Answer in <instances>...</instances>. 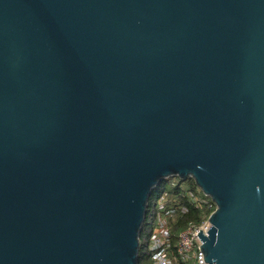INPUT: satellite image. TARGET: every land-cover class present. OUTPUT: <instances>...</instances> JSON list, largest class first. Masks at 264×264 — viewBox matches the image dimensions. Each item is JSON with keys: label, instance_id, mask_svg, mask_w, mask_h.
Instances as JSON below:
<instances>
[{"label": "water", "instance_id": "water-1", "mask_svg": "<svg viewBox=\"0 0 264 264\" xmlns=\"http://www.w3.org/2000/svg\"><path fill=\"white\" fill-rule=\"evenodd\" d=\"M171 177L264 264V0H0V264H139Z\"/></svg>", "mask_w": 264, "mask_h": 264}, {"label": "built area", "instance_id": "built-area-1", "mask_svg": "<svg viewBox=\"0 0 264 264\" xmlns=\"http://www.w3.org/2000/svg\"><path fill=\"white\" fill-rule=\"evenodd\" d=\"M185 194L191 203L207 213L203 216L201 223L190 220L179 232L176 241L173 242L169 221L177 211L186 213L188 208L184 204L175 207L176 204H180L177 197L168 192L162 194L155 203L156 226L153 229L150 243L154 264H209L205 261L204 253L200 248L202 240L198 233L202 229L204 234H208L212 226L209 218L216 207L215 202L204 193L202 196L192 190H186ZM173 202L176 204L173 205Z\"/></svg>", "mask_w": 264, "mask_h": 264}, {"label": "trees", "instance_id": "trees-1", "mask_svg": "<svg viewBox=\"0 0 264 264\" xmlns=\"http://www.w3.org/2000/svg\"><path fill=\"white\" fill-rule=\"evenodd\" d=\"M186 190H192L196 194L204 196L203 192L197 187L193 180L181 181L178 177H171L160 183L152 193L149 200L147 213L145 216V222L140 234V252H139V264H154L152 260V253L150 250L151 235L154 227L156 226V207L155 203L158 198L165 192L170 193L172 196L177 197L180 204H176L175 207L184 204L187 206L188 211L186 213L180 210L170 219V225L172 228V240L176 241L179 232L187 225L190 220H194L195 223H201L203 216L207 213L202 209L196 207L190 202L189 197L185 194Z\"/></svg>", "mask_w": 264, "mask_h": 264}, {"label": "rangeland", "instance_id": "rangeland-1", "mask_svg": "<svg viewBox=\"0 0 264 264\" xmlns=\"http://www.w3.org/2000/svg\"><path fill=\"white\" fill-rule=\"evenodd\" d=\"M181 264H183V263H181Z\"/></svg>", "mask_w": 264, "mask_h": 264}]
</instances>
